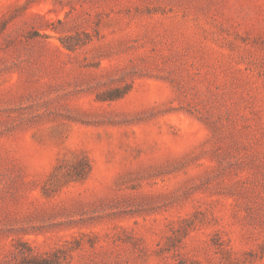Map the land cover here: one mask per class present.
<instances>
[{
	"label": "rangeland",
	"instance_id": "374dc122",
	"mask_svg": "<svg viewBox=\"0 0 264 264\" xmlns=\"http://www.w3.org/2000/svg\"><path fill=\"white\" fill-rule=\"evenodd\" d=\"M0 264H264V0H0Z\"/></svg>",
	"mask_w": 264,
	"mask_h": 264
},
{
	"label": "trees",
	"instance_id": "16d2710c",
	"mask_svg": "<svg viewBox=\"0 0 264 264\" xmlns=\"http://www.w3.org/2000/svg\"><path fill=\"white\" fill-rule=\"evenodd\" d=\"M120 94L115 95L114 97H118ZM89 170V164L86 160H83V163L74 169L73 175L71 178L73 180H81L85 178Z\"/></svg>",
	"mask_w": 264,
	"mask_h": 264
}]
</instances>
